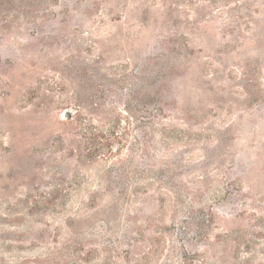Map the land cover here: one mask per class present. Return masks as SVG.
<instances>
[{
    "label": "rangeland",
    "instance_id": "1",
    "mask_svg": "<svg viewBox=\"0 0 264 264\" xmlns=\"http://www.w3.org/2000/svg\"><path fill=\"white\" fill-rule=\"evenodd\" d=\"M0 264H264V0H0Z\"/></svg>",
    "mask_w": 264,
    "mask_h": 264
},
{
    "label": "trees",
    "instance_id": "2",
    "mask_svg": "<svg viewBox=\"0 0 264 264\" xmlns=\"http://www.w3.org/2000/svg\"><path fill=\"white\" fill-rule=\"evenodd\" d=\"M208 222H211V221H210V220H208ZM202 223H203V224H205V223H204V221H203Z\"/></svg>",
    "mask_w": 264,
    "mask_h": 264
}]
</instances>
